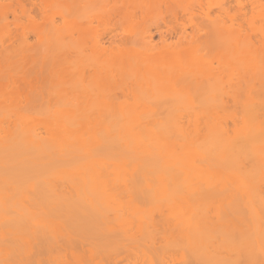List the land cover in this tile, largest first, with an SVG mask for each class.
Returning a JSON list of instances; mask_svg holds the SVG:
<instances>
[{
    "label": "rangeland",
    "instance_id": "rangeland-1",
    "mask_svg": "<svg viewBox=\"0 0 264 264\" xmlns=\"http://www.w3.org/2000/svg\"><path fill=\"white\" fill-rule=\"evenodd\" d=\"M27 1H30L31 4ZM27 1L26 0H19V1H17V0H0V16H2V18H1L2 20H0L1 22L4 21L3 16H6L8 18V20L10 21V19L12 20V17H14V14H16V13L20 14L19 11L20 12H21V10L23 11L24 8H26L24 10L26 12L28 7L30 8L28 10V12H30V13L27 17L28 18L31 17V19L30 18L28 19V18H26V15L23 17L20 14L21 17H19L16 14V16H18V18H19V21H17L18 18L17 19L15 18V20H16V21H14V22H16L15 23V25H16L15 30L13 29L14 27H12L14 25L13 23L9 24L10 28H8V26H7L8 30L10 29L9 33H8V31H4V28L6 27L7 24H5L4 22L0 23V53H1L0 58L3 59V60L1 59V61H3L2 63L0 61V144H3V146L6 144L5 141L6 142L8 141V140H6L9 137L8 135L11 134L12 128L14 129V127H15V124H14V126L11 125L15 121V120L12 121L14 119L13 116L16 119L17 118L19 119L18 121L16 120L17 122H15L16 127L18 126V129L22 128V130H23V128H25L28 131L29 129L31 130L32 128H34V129H32V131L36 132L39 130L36 133L40 137H42L41 139H44V137L47 136L48 134H45L46 133L44 131L45 128H43V127L47 126V127L51 128L50 125L54 124L53 121H55L56 123L60 124L59 127L65 126V128L67 129L65 131V133H67V131L70 132V128H69L70 125H71L70 127L74 126V128H75V125H77L76 123L79 122L78 121L79 117H77V116L82 114L83 117H84V115H86L85 118L87 119L88 122L83 121L84 124H81L82 123V121H81L80 122L81 127H82V125L84 127L80 128V126L79 127L77 126L78 128H80L79 130H78V128L77 129L75 128L76 130L74 128L71 129V131H73V129H74L76 136L73 135L74 132L69 133V135L66 134V136L73 135L75 137V138L73 137L74 139H72L71 136L68 139L65 137L67 139V142H69L71 144V150L76 151V152L81 151L83 149L81 144H83V143H84V148L87 145L90 146V143L93 144V147H94L95 144L97 145L100 142H104L103 145L105 146L106 145L105 143H107V141L109 139V138L107 139V135L109 133L108 129L109 128L111 129V127L113 126V121H114V123L117 122V120H114V118L110 119V117L112 118V115H111L112 110H110V107H112L113 105L114 106L116 105V108L117 107L120 108V110H119V108H117L118 110L116 108H113V109H116L118 111V113H117V111L114 110L115 112L113 111V114L117 113V116H118L120 114L119 111H121V113L123 114V115H121L122 117H120V118L118 117L119 118V120H118L119 124H121V125L124 124L123 126L126 125V122L127 123L130 122V124L135 123V124H132L133 125L132 127H134L137 124L138 125L142 124V123L145 124L148 121V124H146V127L148 126V129H149V127L151 128L149 130H151L150 133L152 132L153 135L148 133L149 130L145 127V125L143 127H145V129L148 130L146 133L147 134L146 136H148V139H149V141H147V142L149 143L148 148H150V149L152 148L154 143H155L154 146L158 145V143H159V144H161L160 145L161 146L160 151H161V149H162L161 152H163V150H165L164 147L162 148V146L166 144V142H164V140H167V138L164 139L166 137V135L163 138L164 140L161 139V140H163V143L161 140L158 141V143H157L154 141L155 139L153 138L154 133L156 132L153 130V128H154L153 122L157 123L158 117H159L158 121H160L162 119L161 122H159L160 124L163 121L164 122L169 121L171 123L170 119H172V118L177 119V115H178V117L180 116L179 113L181 114V116L184 114V112H185V114L188 113V115L193 113L191 116L190 115L188 116V119L186 116L187 114L185 115V117L182 116L179 118H182L181 119L182 122L186 121V119H187V121L190 120L189 121L190 126L188 125L187 129H189V131L193 133V134L191 133L190 136L191 137L193 136L192 138L196 139V140L194 142V140L192 139L193 143H194L193 145H190V143L192 142V140H190V138H189V140L191 142L189 143V145H188V142H189L188 139H186V141L184 142V140H183L184 138L183 139L181 138V140L185 144H183V142L180 140L178 141L176 136L181 132L179 129H178L179 131L177 129H175L176 128L175 125H177L179 123V120H178L179 118L177 119L178 121L176 119L172 120L173 123L175 124L174 128L172 130H170V128H168L167 126H165V128L167 127L168 130H170V132L172 131L173 133L178 132V134L177 133L173 134L171 132L172 135L170 134V136L172 137V140H174L175 143L172 144L173 141H170L171 143L170 142L167 143L169 145H166L165 147L171 146L173 149L170 147L171 149L169 150L167 147L166 151L168 150L170 152L167 151L168 153L167 152L166 153L163 152V153H164V155H166V154L169 155V156L166 155L168 158H170L171 155H173V157L171 159H168L165 156L162 157V159H165L164 160L165 162L159 160L160 162H162V164L160 166L161 168L159 171L158 170L157 171L152 170L153 172L152 171L149 173L147 172L148 174H147V176H145L146 178H144V179H143V177L145 174L143 175V177H142V175H139V177H142L141 179H135L134 178V180L136 182L135 186L131 185L133 180L128 185L127 184L125 185V182L128 181L129 179H127L128 175H126L127 176L126 177L125 174H123V173L125 171H129L131 169L129 165H125L123 168H119L117 170V172L114 173V171L111 167V164H110L111 156L109 153L110 152L109 148H108L109 146L107 147V145H109L108 144L109 141H108L106 147H104L101 143H100L101 145L99 144L100 146H98V148H100L101 150L103 149L102 151L99 149V152L100 151L101 152L99 153V157L97 156V159H96L97 163L94 162V164L96 163L95 164L96 172H97V169H98V172L97 173L95 172L96 177L92 176L94 179H91L92 177L88 176L90 178L89 179L90 181L88 179H86L87 177L82 178V180L78 179L81 181H78L77 179L74 178V176L75 177L80 176V178H81L82 175L80 173L78 175L79 171L77 172V170H79V168L81 169L82 167L83 168L81 170H85L86 168H88L90 163H91L88 161H86V162H88L89 165L84 162V163H82L84 166H82V164H81L80 167H78V169L74 168L73 171H72V169H71V171H70V169L67 170L68 167H64L61 164H59L60 166H58V163H56V165H55V163H53V166L55 165L57 170H58V172L56 171V173H55V170L53 168H51L52 167L51 163H50L51 166L47 165L46 166L47 168L49 167L50 170H52V169L54 170L55 175L54 174L52 175V171L49 172L50 170H48V169H47L48 172H47V170H45V172L43 173L44 175L43 174L40 175L41 177L43 176L42 177L43 180L41 181L40 185L42 184L43 186H45V189H43L42 192L39 190L38 193L40 192L41 194H44V195H40V193L39 194L34 193L35 196H33L32 194L34 192L33 191L34 188H31L32 187L31 185H33V184L32 183L30 184L29 182H27L28 180L23 179L25 184L26 183L28 185L30 184L31 187L28 186V189L31 188L33 192L30 191V189L27 190V188H26L27 186L25 187V191L28 194L30 193L29 195L36 198V200L32 201L34 206L31 203L32 197L31 198L29 197L31 205L28 204L29 202L25 198V197L28 198V196H29L27 193H26V195H27L26 196L25 193L18 195L22 191H20L17 195H16L17 192H15V191H14L15 193L13 192L14 188H16V187H14V185L16 183L15 178L10 179V181L12 180L11 182L15 181V183L13 182L14 185H11V183L5 184V185L3 183H1V185L3 184L4 187H0V190H2V188L6 187L7 191H6V189H4L5 191L4 190L3 191H4V193L9 192L10 196L7 194V195H5L7 199H4L5 196L3 197V194H2L3 192L2 193L0 192L2 194V197H3L2 198L0 196V199L2 198L0 200V204H1V202L2 203L7 202L8 203L7 206H6V204L1 205V206H6V207H4V209L5 208L9 209V213L11 215V216H9V213H7V215H4L3 212H5V210H3V212H2V210L0 208V210H1L0 211V237H1V239L3 237L8 236V234H6V232L8 233L11 231V230H9V228L12 226V224L6 223V222H8L6 220H8V219L10 220V218L12 220L11 222L15 221L16 223H18V225L15 224V222L13 224H15V226L16 225L18 226L17 231H18V229H20L23 232L20 234V236H22L23 238H21V239L26 241V242H30L34 239V238H32V236L30 238L31 233H35L37 231L42 232L43 230H47L46 233L47 232L50 233V231H53L54 233L53 232H51V233H52V235H54L55 240L58 239L59 236L64 235V237H65L67 234H68V236L74 235L75 238L79 239L80 237L77 236L74 232H73L74 234L73 233L71 234V232L69 230L71 227H69V229L67 228L70 233H65L64 230L63 231L61 230V228L63 229V227H60L62 225V224L60 225V223L63 222V221H60V219L62 216L64 218V214L66 215L67 210L69 211L70 207L68 208V207H65L63 205V210H62L63 212H61L62 207L59 205L60 203L58 202V200H55L56 201L55 203H56V206L58 207V209L55 205H53L54 202L53 203L51 202L52 199L56 198L55 197L56 194H60V190L57 189V187L62 186V185H60V183L62 181H64V183H62V184H64L63 186L65 187V188L62 187L63 188L62 192H64V190H65L64 194L67 193L66 190H68V192H69L73 189V187L75 189V190L73 189L74 191L80 192L83 195L86 192H87V195H88V192H92V191L95 192L96 191V194H97V192H99L98 193L99 195H97L99 197H97L96 194H94V196H96V199L99 198L98 201L101 202V203L100 202L98 203V201H97V203L99 204L98 207L106 208V209L109 208L112 210V212H110L112 214H110L109 211L108 212L104 211L105 214L106 213L110 214L109 216H107V215L106 216L110 217L109 220L112 221V223L107 224L106 229L108 227H109L108 229L111 231L112 230L117 231L119 229V231L121 232V236H122V233L125 231L124 232L125 235H127V237L130 238L129 240L132 241V243H133L131 245H133V247L135 246L134 248L133 247L131 248L132 250H134V252H132L129 249V251H131L130 253H133L134 255L131 254V256H129L130 258L127 257V259H125L126 257H122L126 260L125 263H127V260L129 259L130 261L129 260L128 261L131 262V263L128 262L129 264H189L188 262H190L189 259L191 257L190 254H192L194 252L192 250H190V251L187 250L186 249L187 247H184L185 249H182L183 248L182 245H179V244H181L183 242L181 241L179 243L178 239H180L181 237L184 238L185 236L183 237L182 233L184 234L186 231L191 232V229H192V232H195V234H197V237H198L199 233L202 230L204 231L203 227H201V226H203L201 223H204V225H205V222L207 223V220L210 217L212 219H215V220H217V218H219V220H217V221H220L222 224H225V226L228 227V228L226 227L227 229H230L229 228V225H230L232 227V229L236 228L237 231H239L238 229H242V230H240L241 232L244 229L243 227H245V226H243L242 221H246L244 223L246 225H247V223H250L249 225L246 226V228H247V231L249 230V232H250L249 236H252V238H255V240L257 238L255 237L256 233L254 231H255V229L258 230L259 226H258V228L257 227L255 228L254 226H255V223L257 224L256 221H258V219L261 218L262 222H260V224L258 223L257 225H260L261 229L260 228L259 229L261 230L262 235H263V236L262 235H259V236L261 238L264 237V127H262L264 125V123L262 125H260L261 126L260 127L259 125L256 124V122L254 120V115L256 113L264 112L261 110L264 107H262V105L260 104V102L264 104V0H258L259 2L257 0H255V1L251 0L252 1V2L250 1L251 3L255 2L254 5H256V6L255 7H254V5L252 6L254 9L251 8L249 0H241L242 2H244L243 7H242V15L243 16H224V17H222L223 19L218 17L221 19L220 21H217V20H219L218 18H217V20H215L217 16H207V17H205V16H182V17L177 16L178 18L177 19L175 18L177 20L176 21L175 19L172 20L174 18L172 16H171L172 18L170 16H153L154 15V14H152L153 12L152 13L149 12L148 16H79V18H78V16H76V19L73 18L75 21L74 24L70 25V28L72 30L71 36H69V33L66 31V23L65 22H66L67 18L65 16H64L65 17L64 19L62 16H49L51 14L53 8H55L58 12H62V10H64V7L66 6L65 5L66 0H63V1L57 0L58 3L56 2V5H53L51 0H27ZM31 1L33 2V4ZM78 1L76 4H78ZM137 1H139V0H137ZM158 1H160L162 3L163 0L162 1L158 0ZM164 1H166V0H164ZM194 1H195V3L197 2V0H193V2ZM208 1H210L209 5H211V4L214 5L217 0H208ZM74 2H76V0ZM134 2H135V0H134ZM171 2L174 3L173 5L180 4L179 8H181L180 7L181 5H183L182 8H185L184 6L188 7V5H190L192 3V0H190L191 3L188 1V3H190L188 5H187V2H185V1H183V3H185V5L179 0L169 1L170 4H172ZM202 2H204V1H202ZM245 2H247V3H245ZM135 3H137V2H135ZM204 3L206 4L207 2H204ZM79 4H83V0L81 3L79 2ZM162 4H161V6L163 7ZM191 5H193V4H191ZM32 6H33V8H31ZM34 6H35V8H34ZM250 9H253L254 11L250 10ZM7 18H5V21H7ZM182 18H183V20H181ZM163 19H164V24H163ZM9 21H8V23H10ZM52 22L54 25L52 24ZM3 24H5V25H3ZM48 24L49 25L51 24L50 27L53 26L52 27L53 29L50 30V27L48 26ZM210 24L212 26H210ZM213 24H215V25L224 24L223 26L226 29V32L224 33L225 35L223 36V41H225L224 50L222 48L219 50L214 49L216 47H213V44H212V46H210V44H211L210 42H209V44H207L209 41L208 34H210L209 32L212 31L213 30L212 28L215 27V25H213ZM17 26H18V28H17ZM178 26L180 27L181 31H180V29H178ZM54 27L55 28L57 27V28L55 29ZM108 27L111 28L110 35L114 34L116 36L118 34L116 36L118 38H120L121 36L122 37L125 36L126 38H131V37L136 38V36H140V35L142 36V34L148 33L147 32L148 30L150 31V33L155 32L156 30L161 31V32H163L162 33L163 35L165 34L164 38H166V41L168 40L167 43L169 42L170 44L171 43H173V44H171L172 45L171 47L162 46V44L160 42L161 37H160L159 33L158 34L155 33L152 37L151 42H150V43L155 44V45L152 44L153 45L152 50L146 51L147 48H145V50H143L144 48H141V47H140L141 51L137 50V49H139V47L123 50L122 48L120 49V46H119L120 51L118 50V47H116L117 51H115L116 50V48H115L114 55L108 57L105 61L97 64L96 62L98 60L96 58V54L93 53V52H95V46H94V44L92 45V42H93L92 40L94 39V41H95L98 34L103 32L104 28L107 29ZM171 31H175V32L173 33ZM184 31H185V33H184ZM181 32H183V33H181ZM205 32H207L206 35H205ZM96 33H98V34L96 35ZM180 33L182 34V36L180 35ZM10 34L11 35L13 34V36H11ZM183 34H185V35H183ZM7 35H10V36H7ZM178 35L181 36L180 37L181 39L179 40L180 43L176 44V40H178L177 39ZM94 36H95V38H93ZM206 36L208 37L207 42L205 40ZM225 37H226V39L224 40ZM71 39L74 42H70ZM162 39L163 38H161V40ZM75 41H76V43H75ZM90 41H92V42H90ZM172 41H174V42H172ZM68 42H70V43H68ZM82 42H83L84 46L86 45L84 52L86 54H89V55L91 54L89 57H87L88 55L86 56V54H85V57L88 58V61H94V64L96 63L97 65H93V66L89 65L90 66L89 67L87 64H85V65L82 64V61H81L80 67L81 66H83V67H81L79 71L82 73L83 77L82 76L80 77V74H78V73H80V72H78L79 68L75 69V68H77V65L75 64V62L78 64V67H79V63H80L81 58L78 61V59H75L76 57L75 58L73 57L74 62L73 61L72 62L74 65L73 64H71V65L73 67L75 66V68L73 70L74 73L71 76H69L68 75L69 69H67V66H68L67 63L68 62H65L66 61L65 60V57H66L65 54L67 52L66 50L68 47H70L69 44L71 45V43H74V45H76V47L80 46V48H81ZM90 43L93 46L92 49L87 46V45H90ZM84 46H82V47L84 48ZM71 47H73V46H71ZM74 48H75V46H74ZM1 50H3V51H1ZM68 50H69V48H68ZM142 50L144 52H142ZM4 51L5 52L7 51L8 53H4ZM75 51H73V53ZM82 51H83V49H82ZM13 52H15V53H13ZM3 53L6 54L7 57H9L10 54L12 56V54H13L12 59L13 58L14 59L10 60L11 56L9 57V59L8 58L6 59V57H5L6 55L4 56ZM69 53H72V51ZM67 55H68V53H67ZM85 57L82 56V60L85 59ZM86 59L84 60L83 63L87 62ZM90 64H92V62H90ZM70 71H71V69H70ZM78 79H79V81H81L83 79L82 83H80L78 81ZM111 79H114V80L111 81ZM78 83L82 84V86L80 85L82 90H80L81 88L80 89L78 88L80 91L77 89V86L79 87ZM74 84H76V85L78 84V85L76 86ZM69 85H74V89H73L72 94L74 97L75 96L77 97V99H76V97L74 98V99H76V101L73 99V104L75 103L74 105L79 104L81 102L80 98L83 99L86 97V99H88L89 97H93L92 100H89L87 102L86 109H84V112L82 110V113H79L81 108L79 110L77 109L79 114L76 112L77 111L76 109H75V111L71 112V110H74L75 107L73 109L71 108V110L69 109L70 111L67 110L69 108L68 107L69 102L67 101V97H69V98L71 97L70 94L68 93V90H69L68 86ZM135 85H136V87H134ZM216 87H218V89ZM216 90L220 91V92L218 91L219 92L218 95L223 90V92L220 94V96L224 97L223 99L221 98V100H220L217 98L218 96L216 94V92H217ZM67 94H69V96H67ZM113 95L116 97H114ZM113 97H114V99H113ZM71 98H73V97H71ZM217 100H218V102H217ZM77 101L79 103H76ZM218 103H220L219 104L220 106H221V104H223V108L220 110L221 114H220V116L218 115V118L226 116L225 121H227L226 123H224L222 125V127H224L223 129H222V127L219 128V126L217 125V122H214L216 124L211 123V121L213 122V120L219 121V120H215V117L217 115L215 116V114H214V112H218V114L220 113L219 110L216 111V109H218V107H219V105H217ZM259 106H261V107H259ZM162 109H163V111H161ZM197 109H199V110H197ZM89 110H92V111L89 112ZM155 110H156V112H152V113H154V114L158 113V114L152 115L151 111H155ZM109 111L111 114L109 113ZM166 111L168 113V115H167L168 118L165 116L167 114ZM191 111H193V112H191ZM163 112L165 113V115ZM169 112H177L178 114L177 113H176L177 115L173 114V117H171V114ZM141 113H142L141 117L140 116L138 117V115H140ZM144 114H145V116H144ZM133 115H135V116H133ZM136 115H137V117H136ZM146 115H148V116H146ZM158 115H160L162 118H160V116H158ZM174 115L176 116L175 118H174ZM232 115H233V117L235 116L237 118L234 120L235 124L232 123L234 121H232L229 118V116L232 117ZM241 115H243V116H241ZM250 115L252 116L253 121H252ZM151 116H153L154 120H151L152 119ZM59 117H60V119H59ZM75 117H77L78 119L76 120ZM88 117H89V119H88ZM130 117H132L134 122L132 121V119ZM85 118H83V120H86ZM115 118L118 119L116 116H115ZM144 118L145 119L148 118V120H145L146 122L145 121L143 122L142 120H144ZM130 119H131V121H130ZM165 119H167V120H165ZM59 120H62V121H59ZM81 120H82V118H81ZM151 121L153 124H151ZM169 122H167V125H169ZM175 122H178V123H175ZM186 122H184V123H186ZM149 123L152 125V127L150 126ZM109 124H110V126L111 125L112 126L110 127ZM160 124H159V127H162L161 125H163V124H161V125ZM55 125H57V124H55ZM55 125H53V126H55ZM116 125H118V124H116ZM165 125H166V123H165ZM170 126H171V128L173 127L172 125H170ZM216 126H218L219 129L216 128ZM56 127H58V126H56ZM155 127L158 128L157 126H155ZM156 128H154V129H156ZM167 128H166V132H169L167 130ZM259 128H261V129H259ZM25 129H24L23 133L26 131ZM182 129L187 130V129H185V127ZM53 130H57V128L53 129ZM60 130L61 129L59 128L58 129V137H56L55 135L53 137V138L56 137L55 139H53L54 144H55V142H56V144L57 143L63 144V142H66V139H62L63 135L65 136V133H63L62 131L60 132ZM163 130H165V129H163ZM184 130H181L183 132L181 134H184V132H185ZM223 130H226V134H227V135L225 134V136L223 135L225 137V139L227 140L224 142H227V143L230 142V141H228V137L230 140L233 139V137H235L236 139L235 138L234 139L237 140L239 142V144H240V141L242 139L244 140V138L248 139L246 141V143L247 142L250 143V146L245 143L246 145L245 144L243 145L244 148L242 147V144H241L240 148H242V150L243 149L245 150V151L243 150V152H241L242 150L240 148L237 149V150H241L240 152L235 151L233 149V146H235V144L238 145V143H236V141L234 142L235 144L232 143L233 146L231 147L234 151L232 149H230L229 148L230 146L228 145L227 148H229L228 150H230L229 152H231V153L229 154V152H228L227 159L230 158V159L234 160L237 158V161L235 160V162L238 163L239 160H240V162L242 161L241 159H243V155L244 156L247 155L246 157H250V158L252 156L253 157L257 156L255 158L252 157L253 160L256 161L257 165H258L257 162H259L261 160L260 161L261 163H259L262 166L261 169L258 168L257 172L253 171V169H252V171L248 172L249 174L247 173L248 176L249 175L250 176L246 180H243V177H240L239 175L236 176L237 174L235 175V173L233 174V172H234L233 170H232L233 172L231 173V170L229 171L223 167H221V169L219 168V170L210 169V166L208 163V155H210L209 152L211 151L212 148H213L212 150L215 149L217 142L221 143V146L223 145L222 140H219V141L215 140V137L217 136V138H218V135L220 136L219 139H221L222 136L220 134H224ZM14 131L16 132L17 128ZM21 131H18V132L20 133ZM27 131L25 132L26 134L24 133V135H22L23 133L21 132V135L19 134L17 136H22V137L25 136L24 139L25 138L27 139L31 136V133H32L31 131H29V132H27ZM79 131L82 133V138H81V136L78 137L81 140L78 139L79 142L78 141L75 142V139H77L78 134L81 135V133ZM86 131L88 132V134L86 133ZM93 131H95V133ZM160 131H162V130H160ZM189 131L185 132L186 135ZM76 132H79V133L77 134ZM209 132H211V136H210ZM59 133H61L60 136H62V137L59 136ZM89 133L91 134V136H88ZM12 134H14V133H12ZM174 135H176V136H174ZM186 135L185 136L182 135V136L186 138ZM151 136L153 139H150ZM157 136L160 137L159 132H158ZM161 136H163V135L161 134ZM182 136H180V137H182ZM10 137H11V135H10ZM13 137H15V136H13ZM19 139H21V137ZM24 139L23 138L21 139L23 143L25 141H27ZM106 139H107V141H105ZM71 140H74V142H72ZM157 140H159V139H157ZM176 140L178 143L176 142ZM243 140H242V142H243ZM1 141H2V143H1ZM84 141L87 142V144ZM144 141L146 142L145 139H144ZM215 141H216V143H215ZM232 141L233 140H231V142ZM92 142H95V143H92ZM180 142H182V143H180ZM26 143H24L25 146H26ZM146 143L143 142V146L145 147V150L149 151L150 149H148L147 146L144 145ZM227 143H224L225 146L227 145ZM214 144H216V145H214ZM178 145H184V147L186 146L187 149H185L182 146H178ZM101 146L104 148H101ZM218 146H217V149L219 148ZM225 146L221 147L222 151H220L221 149H218L220 151V153L219 152L216 153V154H218L217 158L219 157V155L222 158L226 157L225 156L226 155V152H225L226 149L224 150ZM77 147H79L80 149H78ZM178 147H182V148L178 149ZM107 148H108V150H107ZM236 148H237V146H236ZM176 149H178V151ZM175 150L177 152H174ZM182 150H184L183 153H181V155H183L182 158H176L177 156L174 157L177 154L179 155ZM24 151L26 152V150H24ZM24 151H23V153H25ZM171 151H173V152L171 153ZM170 153H171V155H170ZM241 156H242V158H241ZM122 157L124 160L127 159V155H125V154H123ZM179 157H181V156H179ZM215 158H216V156H215ZM175 159H178L177 162H181L182 164L185 165L186 169H187V167H188V169L186 170L184 168V166H179L178 165L179 163L177 164ZM27 161H28V164L31 165L30 162H32V161H30V160H27ZM159 161H156V162H158V165L160 163ZM216 161H219V163L223 164V162H225L226 160L222 162L221 160L217 159ZM229 161L231 162V160H229ZM24 162L27 163L26 161H24ZM23 163L22 164L20 163L21 164L20 168H22V170H24V168L22 167V165H23L25 167V169H27L28 166H25ZM175 163L177 164V166ZM28 164H26V165H28ZM94 164L91 163V165H93V166H94ZM167 164L168 165L174 164L177 168L182 167L181 169H184L185 174L180 173L182 176L179 177L178 179L176 177H175L176 179H168L164 175L165 171H166L164 166H166L168 168ZM182 164H180V165H182ZM256 164H255V166H256ZM16 165H13V166H15V167H13L14 169L17 168ZM86 165H88V166H86ZM55 166H54V168H55ZM18 167H19V164H18ZM58 167H60V168H58ZM89 168H88V170H89ZM156 168L158 169V167H156ZM177 168H175V170ZM150 169H152V168H150ZM169 169H170V167H169ZM59 170H62V171H59ZM162 170L164 171V174H163V172H161ZM66 171H67V173L63 174V172L65 173ZM90 171H91V168H90ZM86 172H89V171H86ZM67 174H71L69 176H71L70 178H72L71 180H73V181L69 182L70 178ZM86 174H88V173H86ZM92 175H94V174H92ZM122 175L124 176V178ZM85 176H87V175H85ZM119 176H122V177H119ZM174 176H176V175H174ZM45 177L47 178L46 181L48 179L50 180V181H48L49 183L44 181ZM67 177L69 179H67ZM164 177H166L167 179L166 178L164 179ZM239 177H240V179H239ZM114 178H117V179L119 178V180H116V179L114 180ZM66 179L68 182L66 181ZM123 179H127V180H123ZM31 180L32 181H30V182L35 181L34 179H31ZM86 180H88V182H86ZM91 180H93V181H91ZM18 181H20V180H17V183H19ZM22 181L20 183H22ZM75 181H78V183L76 182V184H75L74 183ZM113 181L115 182V185L112 184ZM24 183H22V184H24ZM22 184H21V187L25 185V184L24 185H22ZM37 184H39V183L36 182L34 185H36V187H37ZM42 185L40 186L41 188H42ZM17 186H18L17 188L21 189V187H19L20 184L19 185L17 184ZM209 186L213 187L212 189H209V191L211 190L210 192L207 191ZM255 186L256 187L258 186L259 189H261V192L263 195V198H262L263 201L262 202H261L262 199H260V200L258 199V201L256 202V200L253 199L255 197L251 196L254 194L253 193L254 191L252 189H253V187L255 189L256 188ZM7 187L8 188L10 187L9 190H11V189H13V190L9 191ZM78 189H79V191H78ZM212 190H214L213 193H216V195L214 194L215 196L214 197L212 196L211 199L208 200L209 197L207 198L206 194H207V192L211 193ZM255 190H257V189H255ZM28 191H30V192H28ZM12 192L15 195L10 194ZM77 192H73V193L69 192V193L72 195V198L75 196V199L77 200V198H78L77 196H79V194ZM217 193L218 194L220 193L219 196H221L222 193L224 195H222L220 198L217 195ZM249 193H252V194H249ZM45 194H48V195H45ZM91 194L92 193H89V195H91ZM140 194H143V196ZM227 194H229V195H227ZM243 194L246 195V197ZM89 195H88V197L85 196L86 200H85L84 204L86 203V201H88L87 198L91 199L92 196L90 197ZM216 196H218V197H216ZM66 198H67V200L66 199H64V200L69 201L68 197H66ZM69 198H70V195H69ZM72 198H71V200H72ZM79 198H81V196H79ZM100 198H102V199L100 200ZM57 199H59V198H57ZM75 199H73L72 202H76V203L71 204V205L74 207L75 204L77 205V203L78 204L80 203L79 206L77 205L78 207H80L81 200H80V202H77V201H74ZM82 199L84 200L83 197H82ZM93 199H95V198H93ZM34 202H36L35 203L36 205L34 204ZM60 202L63 203V201H61V200H60ZM69 203H68V205H69ZM65 204L67 205V203H65ZM82 204H83V202H82ZM27 205L30 208H28ZM48 205L49 206L53 205V207L54 206L55 207L54 208L52 207L53 209H51L50 208L51 206L48 207ZM237 205H239L240 207L242 206L241 208H244L245 211L240 210V212H239L238 210L240 209V207H239V209L237 208L238 209L237 211L239 213H241V211H242L243 215H241V216H243V217H240L239 219L237 218L238 219L237 221H236V218H233L234 219V221H233V219H229L230 218L229 215H232V214H230L229 208H232V206L236 207ZM25 208L27 211H24ZM49 208H50V211L55 210V208H56L55 211L57 212V210H58L57 214L59 213V216L62 214L61 217H59L57 215L54 216V214H56L55 211H54L55 212L54 214H53V211H51L52 213L47 211ZM66 208H68V209L66 210ZM28 209L30 210V212H28ZM257 209L259 210V214L261 217L256 219V216L258 213ZM14 210L15 211L17 210L19 216L17 215V212H15ZM72 210H73V208H72ZM235 210H236V208H235ZM74 211H72L71 213H74ZM98 211H99V209H98ZM195 212L199 213V214L196 213L197 214L196 217H198L200 215L202 217V215L204 214L203 219H202L203 222L201 221V223H197V227L199 228V225H200V228H202V230L198 229V230H201L200 232L197 231V228H195L194 231H193L194 228H192V226L195 224V220H193ZM231 212H233V211H231ZM246 212H250L251 214L250 213L249 214L251 216L256 212V216H254V219H256V220L254 221L251 216H250L251 220L246 219V217H249V215L244 217V214L245 215L248 214V213L246 214ZM235 213L237 214V212H235ZM239 213L236 216H239ZM45 214L48 216L46 217ZM68 214H69V212H68ZM74 214H77V213H74ZM99 214H100V211H99ZM49 215H51L52 217ZM95 215H96V213H95ZM192 215H193V217H192L193 219L190 218ZM207 215L210 217H208ZM7 217H8V219H7ZM223 217H225V218H223ZM199 219H200V217H199ZM210 219H209V223H211L210 221H212V219L211 220ZM228 219L231 220L232 222L229 223V221H227ZM191 220H193L194 224L190 223V222H192ZM240 220H242L241 221L242 222L241 223L242 228H241V226H239ZM149 221H151V223L154 222L153 223L154 225L150 224ZM252 221H254V222L252 223ZM58 222H60V223H58ZM148 222L150 225L147 224ZM157 222L159 223V226L155 225V224H158ZM220 222H219V224L218 223L215 224L214 220H213L212 224H215L216 227H218L221 224ZM162 223H163V227H162ZM8 224H10L11 226ZM146 224L148 225L147 228H149V226H150L151 230L146 228ZM190 224H193V225L190 226ZM231 224H235L234 227ZM252 224H254V225H252ZM175 225H177L176 231L174 230V232H173V230L170 228L169 229L167 228V230H169V231L166 230L167 226L168 227H174ZM215 225H213V226L215 227ZM186 226H187V228H186ZM194 226H196V224ZM206 226L208 228L209 225L206 224ZM237 226H239V228H237ZM13 227H14V225H13ZM152 227H153V229H152ZM161 227L163 229L165 228V230H163ZM210 227H212L211 224H210ZM180 228L182 230L184 228L186 231L184 230V232H182L180 230ZM220 228L221 227L219 226L218 229H220ZM40 229L42 231H40ZM174 229H175V227H174ZM177 229L179 231H177ZM232 229L228 230L231 232V233L228 232L229 236H232V234L234 233V229H233V231H232ZM245 229H244V231H246ZM221 230H218L217 233H219ZM223 230H225V228ZM212 232H213V235L216 234L215 238H213L214 236L211 235L212 236L211 239L212 240L214 239V241H215L218 234L215 231H212ZM258 232H260V231L258 230L257 233ZM245 233H248V232H245ZM5 234H6V236H5ZM90 234L92 235L95 233L90 232ZM201 234H202V232H201ZM88 235H89V233L86 234V238H85L86 241L88 242V243L86 242L87 244H89V242H90L88 240L89 239ZM179 235H182V236L179 237ZM185 235L188 236L187 233H185ZM205 235L202 234L203 237ZM245 235H247V234H245ZM34 236H36V235H33V237ZM49 236H50V234H49ZM84 236H85V233H84ZM202 236L200 235L201 239H203ZM224 236H225V238L222 237V234H221L220 238H222V239H220L219 237L217 239H219V240L224 239V241H227L228 235L227 236L224 235ZM64 237H61V239L63 240ZM93 237H96V236H93ZM189 237H191V236H189ZM192 237L194 238L195 235ZM200 237L197 238L198 241L201 240V239H199ZM69 238L74 240L72 237H69ZM82 238L83 237H81V239ZM98 238H100V237H98ZM118 238H120V237H118ZM195 239H196V237H195ZM209 239H208V241L212 242V240H209ZM258 239H257V242H258L257 244L259 245V241L261 242L264 239L262 238L263 240L260 239L259 241H258ZM53 240L54 239H51V241H53ZM62 240H56V241L59 242ZM90 240H91V242L92 241H94V242L99 241V239H94V238H90ZM123 240H124V238H123ZM125 240H126V238H125ZM127 240H126V242H127ZM190 240H191V238H190ZM204 240H205V238H204ZM183 241H185V240L183 239ZM186 241H188V240H186ZM191 241H193V240H191ZM216 241H218V240H216ZM224 241H223V244H225ZM228 241H229V239H228ZM228 241H227V243H228ZM201 242H203V241H201ZM215 243L219 244V247H221V249H223L222 248L223 245L220 246V243H217V242H215ZM253 243L254 242L252 240V244ZM262 243H264V241L261 242V245H262ZM192 244L193 243H191V245ZM211 244H208V245H211ZM252 244L250 243L249 246H251ZM257 244H256V246L255 245L254 246L257 247L258 246ZM149 245H152V246H150L151 249L156 248L158 252L160 251V253L162 250L163 251L165 250V252L162 251L163 254L166 253L168 250L169 252H167V253H169V254H167V253H166V255L164 254L165 256L162 258L163 259V261H162V259H161L162 254L160 255V257H157L156 254L159 255V253L157 251L154 252L152 249V252H154V254H152L153 257L155 255V258H153L150 255L151 250L149 251V248H150V247H148ZM203 245H205V243H203ZM203 245L201 244L200 246H203ZM129 246H130V244H129ZM77 247H79V245H77ZM179 247H181L182 250ZM261 247H262V249H261ZM261 247L259 248V246H258L257 247L258 250H256V248L254 249L255 252L259 251L260 253L258 254L256 252L257 253V255H256L257 259L254 258V259H256V261L252 259L253 261H255L254 263L252 261L251 262L252 264H264V247L263 246H261ZM69 248L71 250L66 249L68 251L65 250L66 251L65 253L62 251L64 253L63 257H62V253H60V250H58L57 252H59V253H57V254L52 251L53 257L51 255V253H49V254L47 253L48 255H44L45 257H42V260L41 259L40 260L41 261L44 260L43 262H44V264H46L47 262H45V261H46L47 257L50 256V258H48V264H106L105 261H103L102 263L97 262L98 259H95L93 263H92V261L86 260L87 259V257H86L87 250L84 249V247L83 248L79 247L80 250L83 249V252L79 251V248H75L76 250H74V248H71V247H69ZM202 248H204V251L206 250L204 246ZM202 248H199L200 252L202 251L201 250ZM207 248H208V246H207ZM209 248L213 250V247L211 248L209 246ZM217 248L218 247H216L215 249H217ZM248 248L246 247L245 249H248ZM26 249L28 252L25 250V252H26V253L24 252L25 255L30 254V252L32 250H34L32 248H29V249L26 248ZM156 249H154V250H156ZM158 249H160V250H158ZM170 249H171V251H170ZM197 249L195 251H197ZM85 250H86V252H85ZM188 251L191 253H189ZM220 251H222V250H220ZM135 254H138V255H135ZM217 254H218V252H217ZM248 254H250V253L248 252ZM134 256H135V258H134ZM248 256L251 257V255H248ZM159 258H160V261H159ZM246 259H248V257ZM246 259H244V260H246ZM123 260L119 261V262H122L120 264L124 263ZM43 262L42 263L40 262V263L43 264ZM95 262H97V263H95ZM119 262L116 264H119ZM247 262H248V260H247Z\"/></svg>",
    "mask_w": 264,
    "mask_h": 264
},
{
    "label": "bare ground",
    "instance_id": "bare-ground-1",
    "mask_svg": "<svg viewBox=\"0 0 264 264\" xmlns=\"http://www.w3.org/2000/svg\"><path fill=\"white\" fill-rule=\"evenodd\" d=\"M17 1H19V0H17ZM27 1V0H26ZM58 1H60V0H58ZM58 1L57 0H51V2L53 3V5H56V2L58 3ZM61 1H63V0H61ZM75 0H66V3H65V7H64V10H62V12H58L55 8H53L52 9V12H51V14L49 15V16H62L63 17V19L66 17L67 18V20H66V31L69 33V36H71V32H72V30H71V28H70V25L71 24H74V19L73 18H75L76 19V16H78V18H79V16H148V13L149 12H153L152 14H154L153 16H172V17H174L172 20H174L175 18L177 19L178 17L177 16H205V17H207V16H217L216 17V19L215 20H217V18L218 17H220V18H222V17H224V16H243L242 15V7H243V3L244 2H242L241 0H217L216 1V3L214 4V5H209L210 4V1H208V0H197V2L195 3V1L193 2V0H192V3L190 2V0H188L191 4H193V5H191L190 3H188V1L187 0H183V1H185V2H187V5L188 4H190V5H188V7L187 6H184L185 8H182V6L183 5H181L180 7L181 8H179V5L180 4H178V5H173L174 3L173 2H171L172 4H170L169 3V1H172V0H166V1H162V3L160 2V1H158V0H139V1H137V0H135V2H137V3H135L134 2V0H83V4H79V2L81 3L82 2V0H76V2H74ZM77 1H78V4H76L77 3ZM173 1H176V0H173ZM179 1H181L182 3H183V1L182 0H179ZM202 1H204V2H207L206 4L204 3V2H202ZM251 0H249V3H250V6H251V8H253L252 6L255 4V2H253V3H251L252 1H255V0H252L251 2H250ZM258 1V0H257ZM27 2H29L30 3V1H27ZM32 2V1H31ZM180 2V3H181ZM259 2V1H258ZM20 3V2H19ZM163 5V7L161 6V4ZM181 3V4H182ZM195 3V4H194ZM245 3H247V2H245ZM31 4V3H30ZM32 4H33V2H32ZM177 4V3H176ZM184 5H185V3H183ZM64 6V5H63ZM256 5H254V7H255ZM19 7V6H18ZM22 7V6H21ZM177 7V8H176ZM187 7V8H186ZM31 8H33V6L31 7ZM34 8H35V6H34ZM26 8H24V10H25ZM30 8L28 7L27 8V10H26V12L23 10H21V12L19 11V13L21 14V16H25L26 15V18H28L27 16L29 15V13L30 12H28V10H29ZM254 9V8H253ZM253 9H250V10H253ZM20 10V9H19ZM254 11V10H253ZM12 12V11H11ZM25 12V13H24ZM28 12V13H27ZM17 14V13H16ZM16 14H14V17H12V20L10 19V21L8 20V18L6 17V16H3V19H4V21H2V22H4L5 24H7L6 25V27L4 28V31H8V33H9V30H8V28H10L9 27V24H11V23H13L14 25L12 26V27H14L13 29L15 30V23L16 22H14V21H16L15 20V18L17 19L18 18V16L19 17H21L20 16V14H17L18 16H16ZM65 16V17H64ZM73 16V17H72ZM171 17V18H172ZM2 18V16H0V20H2L1 19ZM5 18H7V21H5ZM14 18V19H13ZM30 19H31V17H29ZM28 18V19H29ZM187 18V17H186ZM220 18H218L219 20H217V21H220L221 19ZM175 19V20H176ZM223 19V18H222ZM64 20V21H65ZM181 20H183V18L181 19ZM214 20V21H215ZM8 21L10 22V23H8ZM17 21H19V18L17 19ZM52 21V20H51ZM167 21V20H166ZM165 21V22H166ZM177 21V20H176ZM1 21H0V23H2ZM5 24H3V25H5ZM52 24H53V22H52ZM163 24H164V19H163ZM180 24V23H179ZM221 24V23H220ZM54 25V24H53ZM213 25H215V24H213ZM224 24H222V25H215V27L214 28H212L213 30L212 31H210L209 33L210 34H208V36H209V41H208V43L207 44H209V42L211 43L210 44V46H212V44H213V47H216V48H214V49H223L224 50V47H225V45H224V43H225V41H223V36L225 35L224 33L226 32V29H225V27L223 26ZM7 26H8V28H7ZM11 26V25H10ZM48 26L50 27L51 26V24L49 25L48 24ZM210 26H212L211 24H210ZM217 26V27H216ZM48 27V28H49ZM53 27V26H52ZM52 27H50V30L51 29H53ZM17 28H18V26H17ZM55 28V27H54ZM57 28V27H56ZM55 28V29H56ZM7 29V30H6ZM12 29V28H11ZM12 29V30H13ZM178 29H180V27L178 26ZM71 30V31H70ZM110 30H111V28L110 27H108L107 29H103V32H101V33H96V35L98 34V36L96 37V40L94 41V39L93 38H95V36L92 38L93 40V42L92 41H90V42H92V45L94 44V46H95V52H93V53H95L96 54V58H97V64H99L100 62H103V61H105L108 57H110V56H112V55H114V50H115V48L116 47H118V50L120 51V49L122 48L123 50L125 49H131V48H138L139 47V49H137V50H140L141 51V48H144L143 50H145V48H149L148 50L146 49V51H149V50H152L153 48V45H155L154 43H150L151 42V40H152V37H153V35L155 34V33H159V35H160V37L161 38H163L162 40H161V38H160V42H161V44H162V46H165V47H171L172 45L171 44H173V43H167V41H166V38H164V35L162 34L163 32H161V31H155V32H152V33H150V31L148 30L147 32L148 33H146V34H142V36L140 35V36H136V38L135 37H131V38H126L125 36H121L120 38H118V37H116L114 34L112 35H110ZM184 30V29H183ZM210 30V29H209ZM208 30V31H209ZM59 31V30H58ZM180 31H181V29H180ZM207 31V32H208ZM12 32V31H11ZM171 32H175V31H171ZM207 32H205V35L207 34ZM7 33V32H6ZM7 33V34H8ZM181 33H183V32H181ZM180 33V35L182 36V34ZM184 33H185V31H184ZM171 34V33H170ZM11 35V34H10ZM10 35H7V36H10ZM172 35V34H171ZM183 35H185V34H183ZM11 36H13V34L11 35ZM181 36H177V39L178 40H176V44L178 43H180V37ZM130 37V36H129ZM166 37V36H165ZM12 38V37H11ZM207 36H206V42H207ZM226 39V37L224 38V40ZM77 41V40H76ZM76 41H75V43H76ZM70 42H74L72 39H71V41ZM70 42H68V43H70ZM171 42V41H170ZM172 42H174V41H172ZM79 44V43H78ZM82 44H83V42H82ZM81 44V48H80V46H78V47H76V45H74V43H71V45L69 44V46L70 47H68L69 48V50H68V48H67V52H66V54H65V56L67 57H65V62H68L67 63V69H69L68 71H69V76H71L74 72H73V70H74V68H75V66L73 67L71 64H73V62H74V58L75 59H78V61H79V59L81 58V60H80V63H79V67H78V64L75 62V64L77 65V68H75V69H78V72H80L79 70H80V68L81 67H83V66H81L80 67V65H81V61H82V64H87L88 66L90 65V66H93V65H97L96 63L94 64V61H88V58L87 57H89L90 55L89 54H86L84 51V49L86 48L85 46H84V44L82 45ZM153 44V45H152ZM170 44V45H169ZM91 45V43H90V45H87L89 48H91L92 49V46ZM152 45V46H151ZM224 45V46H223ZM71 46H73V47H71ZM74 46H75V48H74ZM82 46H84V48L82 47ZM91 46V47H90ZM119 46H120V49H119ZM141 47V48H140ZM151 47V48H150ZM78 49V50H77ZM82 49H83V51H82ZM94 49V48H93ZM72 51V53H69V52H71ZM76 50V51H75ZM142 50V52H144ZM1 51H3V50H1ZM73 51H75L74 53H73ZM115 51H117V48H116V50ZM92 52V51H91ZM4 53H8L7 51L5 52L4 51ZM3 53V54H4ZM13 53H15V52H13ZM67 53H68V55H67ZM83 53V54H82ZM92 53V54H93ZM85 54H86V56L87 57H85ZM94 54V55H95ZM6 54H4V56H5ZM15 55V54H14ZM221 55V54H220ZM0 56H1V53H0ZM9 56V55H8ZM10 56H11V54H10ZM9 56V57H10ZM12 56H13V54H12ZM12 56H11V58H10V60L12 59ZM16 56V55H15ZM82 56H84L85 57V59H86V63H83L84 62V60L85 59H83L82 60ZM219 56V55H218ZM6 57V59L8 58L9 59V57H7V55L5 56ZM17 57V56H16ZM74 57V58H73ZM1 59L2 58H0V61H1ZM14 59V58H13ZM12 59V60H13ZM72 59V60H71ZM90 59V58H89ZM3 60V59H2ZM73 61V62H72ZM3 61H1V63H2ZM89 62V63H88ZM90 62H92V64H90ZM74 65V64H73ZM89 66V67H90ZM70 69H71V71H70ZM71 72V73H70ZM78 74H80V77L82 76L83 77V75H82V73L80 72V73H78ZM83 80V79H82ZM82 80L81 81H79V79H78V81L80 82V83H82ZM114 79H111V81H113ZM77 82V81H76ZM80 83H78L79 84V87L76 85V84H74V85H76L77 86V89L79 88H81L80 87V85L82 86V84H80ZM70 84V83H69ZM111 84V83H110ZM74 85H69L68 86V88H69V90H68V93L70 94V96L71 97H73V98H69V97H67V101L69 102V104H68V111H70L71 110V108L73 109L74 107V110H71V112L72 111H75V109L77 110H79L80 108V111H79V113H82V110H83V112H84V109H86V104H87V102L89 101V100H92L93 99V97H89L88 99H86V97L85 98H80L81 99V102L79 103L78 101L76 102V103H79V104H76V105H74L73 104V99L76 97H74L73 96V89H74ZM141 85V84H140ZM139 85V86H140ZM133 86V85H132ZM138 86V85H137ZM134 87H136V85L134 86ZM217 89H218V87H216ZM78 89V90H79ZM80 90H82V88L80 89ZM79 90V91H80ZM217 91V90H216ZM219 91V90H218ZM216 92V94H217V98L218 99H220L221 100V98L223 99L224 97H222V96H220V94L223 92V90L221 91V93L218 95V93L220 92ZM69 94H67V96H69ZM80 96V95H79ZM114 96V95H113ZM220 96V97H219ZM114 97H116V96H114ZM114 97H113V99H114ZM76 99H77V97H76ZM76 99H74L75 101H76ZM219 100V101H220ZM223 101V100H222ZM217 102H218V100H217ZM221 102V101H220ZM222 103V102H221ZM220 103H218L217 105H219ZM260 104L262 105V107H264V104L263 103H261L260 102ZM78 105V106H77ZM218 107V106H217ZM259 107H261V106H259ZM113 108H116V105L114 106H112V107H110V110H112V114L110 113V111H109V113L112 115V118L110 117V119H113L114 118V120H117V122H115L116 124H118V125H116L115 123H114V121H113V126L111 127L110 126V124H109V126L111 127V129L109 130L108 129V132L110 133H108V135H107V139H108V141H109V143H108V141H107V139L105 140V141H107V143L109 144V145H107V143H105L106 145H107V147L109 148V153H110V156H111V162H110V164H111V167H112V169H113V171H114V173H116L117 172V170L119 169V168H123L125 165H129L130 166V170L129 171H125L123 174H125V176L126 175H128V177H127V179H129L128 181H126L125 182V185L127 184H129V183H131V181H132V183H131V185L132 186H135V180H134V178L135 179H141L142 177H143V175H144V177H143V179L144 178H146L145 176H147V174L149 173V172H151L152 170H154V171H159L160 170V166H161V164H162V162H160V161H163V162H165L164 160L165 159H162V157H167V156H169V155H164V153L163 152H167L166 151V148L168 147H165L166 145H169V144H167V143H169L170 141H173L172 142V144L173 143H175L174 142V140H172V137L170 136V134L172 135V133L170 132V130H172L173 128H174V123H173V121L172 120H175L176 118V116L174 115V118L175 119H170V121H171V123L169 122V121H167V122H169V125H167V122H162L161 124H163V125H161L159 122H161V120L160 121H158V118H157V123H155V122H153L152 123V121H151V124H153V127L154 128H156L155 126H157L158 128H156V129H154L153 128V130L154 131H156L155 133H154V141L155 142H157L158 143V141H160L161 139H163L164 137H165V135H166V137L164 138V139H166L167 138V140H164V142H166V144L165 145H163L162 146V148L164 147V149L165 150H163V152H161L162 151V149H161V151H160V145L161 144H159L158 143V145H155L154 146V144H153V146H152V148L150 149V148H148V146H149V143L147 142V141H149V139H148V136H146L147 134V131L149 130V129H151L150 127H149V129H148V126L146 127V124H148V121H147V123H145V124H137L136 126H134V127H132L133 125L132 124H135V123H132V124H130V122L129 123H127L126 122V125L125 126H123V125H121V124H119V122H118V120H119V118L120 117H122L121 115H123L122 113H121V111H119L120 112V114L117 116V113H118V109L117 108H119V107H117L116 109H113ZM223 108V104H221V106L219 105V107H218V109H216V111H220L221 109ZM70 109V110H69ZM200 109V108H199ZM199 109H197V110H199ZM257 109V108H256ZM255 109V110H256ZM78 110L76 111L77 113H78ZM88 110V109H87ZM114 110H116L117 111V113H114L113 114V111ZM119 110H120V108H119ZM262 111H264V108L263 109H261ZM92 110H89V112H91ZM159 111V110H158ZM161 111H163V109L161 110ZM257 111V110H256ZM115 112V111H114ZM152 112H156V110L155 111H151V113ZM191 112H193V111H191ZM74 113V112H73ZM78 113V114H79ZM164 113V112H163ZM166 113H167V111H166ZM170 114H171V117H173V114H176L177 112H169ZM190 113V112H189ZM109 114V115H110ZM116 114V115H115ZM154 113H152V115H153ZM156 114V113H155ZM154 114V115H155ZM158 114V113H157ZM156 114V115H157ZM162 114V113H161ZM160 114V115H161ZM178 114V113H177ZM176 114V115H177ZM187 114V115H186ZM185 114V112H184V114L182 115L183 117H185V115L187 116V119H188V116L190 115H192V114H189L188 115V113H186ZM214 114H215V120H219V121H214L213 120V122L211 121V123H214V122H217V125L219 126V128H221L222 127V125L224 124V123H226L227 121H225V118H226V116L225 117H219L218 118V115L220 116V114H221V111H220V113L218 114V112H214ZM141 115H142V113L140 114V115H138V117L140 116L141 117ZM160 115H158V116H160ZM164 115H165V113H164ZM168 113L165 115L167 118H168ZM179 117H182L181 116V114L179 113ZM226 115V114H225ZM115 116L118 118V119H116L115 118ZM133 116H135V115H133ZM144 116H145V114H144ZM146 116H148V115H146ZM222 116V115H221ZM224 116V115H223ZM228 116V115H227ZM241 116H243V115H241ZM251 116V115H250ZM19 117V116H18ZM62 117V116H61ZM77 117H79V119L77 118ZM77 117H75V119L77 120L78 119V121L79 122H77L76 124L77 125H75V128L77 129L79 126H80V128H82V127H84L83 125H82V127H81V124H84V122H88L87 121V119L85 118L86 117V115H84V117H83V115L81 114V115H78ZM136 117H137V115H136ZM143 117V116H142ZM178 117V115H177V119L179 118ZM13 120L12 121H14V123L13 124H11L12 126H14V124H15V127H16V123L15 122H17L19 119L17 118H15L14 116H13ZM81 118H82V120H81ZM83 118H85L86 120H83ZM94 118V117H93ZM131 119H132V117H130ZM151 120H154V118H153V116H151ZM160 118H162L161 116H160ZM165 118V117H164ZM190 118V117H189ZM217 118V119H216ZM229 118L232 120V121H234L235 119H237L235 116L233 117V115H232V117H230L229 116ZM228 118V119H229ZM57 119V118H56ZM59 119H60V117H59ZM62 119V118H61ZM88 119H89V117H88ZM131 119H130V121H131ZM142 119V118H141ZM176 119V120H177ZM182 118H179L178 120H179V123L178 122H175V123H178L177 125H175V129H179L180 130V132L181 133H183L181 130H184V129H182V128H184L185 127V129H187V126L189 125V121L190 120H188L187 121V119H186V121H183L182 122V120H181ZM251 119H252V121H253V118H252V116H251ZM17 120V121H16ZM145 120H148V118H144V120H142L143 122L145 121ZM165 120H167V119H165ZM177 120V121H178ZM181 120V121H180ZM254 120H255V122H256V124L257 125H262L263 123H264V112H260V113H256L255 115H254ZM59 121H62V120H59ZM64 121V120H63ZM82 121V123L80 124V122ZM84 121V122H83ZM132 121H133V119H132ZM137 121V120H136ZM231 121V122H232ZM111 122V121H110ZM109 122V123H110ZM134 122V121H133ZM146 122V121H145ZM184 122H186V123H184ZM220 122V123H219ZM12 123V122H11ZM44 123V122H43ZM53 123L54 124H52V125H50L51 126V128L50 127H43V128H45V134H48L47 136H45L44 137V139H41L42 137H40L36 132H38V131H36V132H33L32 131V129H34V128H32L31 130L29 129L28 131L25 129V128H23V130H22V128L21 129H18V126L16 127L17 128V131L15 132L14 130H16V128L14 127V129L12 128V132H11V134H9L7 137V139L6 140H8L7 142L5 141V145L3 146V144H0V185H1V183H3L4 185L5 184H10L11 183V185H14L13 184V182L15 183V181H16V183H15V185H14V187H16V188H14V190L13 189H11V190H13V192L15 191V192H17L16 193V195L20 192V191H24L23 193L22 192H20V194H18V195H21V194H24L25 193V195H26V191H25V187L27 188V190H29L30 189V191H32V189L31 188H34V192H33V196H35V194L34 193H38V191L40 190L41 192L43 191V189H45V186H43L42 184V188L40 187L41 185H40V183H41V181L43 180L42 179V177L40 176L41 174H43L44 172H45V170H50L49 169V167L47 168L46 166L48 165V166H51L50 165V163L52 164V167L51 168H53L54 170H55V173H56V171L58 172V170H57V168H56V163H58V166H60L59 164H61V165H63L64 167H68L67 168V170L68 169H70V171H71V169H72V171H73V169L74 168H76V169H78V167H80V165L82 164V163H86V164H88L89 165V163L88 162H91L92 164H94V162H96L97 163V156L99 157V153L103 150H101L100 148H98V146H100L101 144L103 145L104 144V142H100V143H98L97 145L95 144V146L93 147V144H91L90 143V146H85V148H84V143L83 144H81L82 145V147H83V149L81 150V151H78V152H76V151H72L71 150V144L69 143V142H67V139L71 136L72 137V139H74L75 137L74 136H76L75 135V132H74V126L73 127H70L69 125V128H70V132L69 131H67V133H65V131L67 130L66 128H65V126L64 127H59V125L60 124H58V123H56L55 121H53ZM62 123V122H61ZM165 123H166V125H165ZM232 123H234L235 124V121L234 122H232ZM48 124V123H47ZM46 124V125H47ZM55 124H57V125H55ZM129 124V125H128ZM150 124V123H149ZM150 124V126L152 127V125ZM159 124L163 127H159ZM214 124H216V123H214ZM213 124V125H214ZM53 125H55V126H53ZM142 125V126H141ZM145 125V127L148 129V130H146L145 129V127H143ZM170 125H172L173 127L171 128V126ZM11 126V127H12ZM56 126H58L61 130H60V132L62 131L63 133H65V136L63 135V138L62 139H66V142H63V144H59V143H57L56 144V142H55V144H54V142H53V139H55L56 137H58V127H56ZM78 126V127H77ZM165 126H167L168 128H170V130H168V128H167V130L170 132H166V128H165ZM178 126V127H177ZM190 126V125H189ZM215 126V125H214ZM218 126H216V128H218ZM53 127V128H52ZM57 128V130H53V129H56ZM213 127V126H212ZM261 127V126H260ZM262 127H264V125L262 126ZM9 128V127H8ZM31 128V127H30ZM63 128V129H62ZM65 128V129H64ZM72 128H74L73 129V131H71V129ZM80 128H78V130L80 129ZM189 128V127H188ZM218 128V129H219ZM224 127H222V129H223ZM257 128V127H256ZM10 129V128H9ZM24 129L27 131V132H29V131H31L32 133H31V136L29 137V138H25L24 139V137H22V136H17V135H21V132L23 133V131H24ZM75 129V130H76ZM163 129H165V130H163ZM221 129V130H222ZM259 129H261V128H259ZM22 130V131H21ZM69 130V129H68ZM77 130V131H78ZM160 130H162V131H160ZM176 130V131H177ZM178 130V131H179ZM18 131H21L20 133L18 132ZM25 131V132H26ZM146 131V132H145ZM150 131L151 130H149V132L148 133H150ZM153 131V132H154ZM185 132L186 131H189V129H187V130H184ZM216 131V130H215ZM214 131V132H215ZM218 131V130H217ZM24 132V133H25ZM74 132V133H73ZM80 132V131H79ZM79 132H76L77 134L79 133ZM94 133H95V131H93ZM92 132V133H93ZM158 132H159V135H160V137H158L157 136V134H158ZM184 132V134L186 135V133ZM223 132H224V134H220L222 137H221V139H219V135H218V138H217V136L215 137V140L216 141H219V140H222V143H223V145L225 146V144L224 143H227V142H224V141H227L226 139H225V134H226V130H223ZM12 133H14V134H12ZM18 133V134H17ZM24 133L22 134V135H24ZM62 133V134H63ZM69 133H73V135H70V136H66V134L67 135H69ZM81 133V132H80ZM86 133L88 134V132L86 131ZM91 133V132H90ZM89 133V135L88 136H91V134ZM157 133V134H156ZM163 135V136H161V134ZM177 134H178V132H176ZM176 133H173V134H176ZM181 133H179L177 136L176 135H174V136H176V138H177V140L179 141H182L181 140V138L184 140V142L186 141V139H188L189 140V138H190V140H192L193 138V136L191 137L190 136V134L192 133V132H188L187 133V135H186V138L185 137H183V136H185L184 134H181ZM210 133V136H211V132H209ZM213 133V132H212ZM26 134V133H25ZM29 134V133H28ZM57 134V135H56ZM60 134L61 133H59V136H60ZM151 135H153L152 134V132L150 133ZM181 134V135H180ZM193 134V133H192ZM10 135H11V137H10ZM54 135L56 136L55 138H53L54 137ZM94 135V134H93ZM182 136V137H180V136ZM224 135V136H223ZM227 135V134H226ZM13 136H15V137H13ZM18 138H17V137ZM43 136V135H42ZM81 136V138H82V133H81V135H79L78 134V136H77V139H75V142L76 141H78V139L79 140H81L80 138H78V137H80ZM156 136V137H155ZM170 136V137H169ZM229 136V135H228ZM21 137V139L23 138L24 140H27V141H25L24 143H26V146H25V144L22 142V140L21 139H19ZM48 137V138H47ZM60 137H62V136H60ZM66 137V138H65ZM74 137V138H73ZM158 137V138H157ZM179 137V138H178ZM46 138V139H45ZM88 138V137H87ZM150 138V137H149ZM152 138V136H151V138L150 139H153ZM217 138V139H216ZM235 137H233V139H231V140H233L232 142H231V140L229 139V137H228V141H230V142H228L227 143V145L225 146V148H224V150H225V152H226V157L225 158H222L220 155H219V157L217 158V155L218 154H216L217 152H219L220 153V151H222V149H221V147H224L223 145L221 146V143H219V142H217V145L216 144H214V145H216V147H215V149L214 150H212L211 149V151L209 152L210 153V155H208V163H209V166H210V169H214V170H219V168L221 169V167H223V168H226L227 170H231V173L233 172V174L235 173V175L236 176H240V177H243V180H246L247 178H249V176H248V172H250V171H252V169H253V171H255V172H257V170H258V168L259 169H261V164H259V163H261L259 160V162H257L258 163V165L256 164V161L255 160H253V158H255V157H257V156H255V157H246L247 155H243V159H241L242 161L240 162V160L238 161V163L237 162H235V160L237 161V158L236 159H230V158H228L229 160H231V162L227 159V157H228V152L230 151V150H228L229 148L230 149H232L231 147L233 146V144H235L234 142L236 141V143H238V145H236L235 144V146H233V149L235 150V151H238V152H240L241 150H242V148H240L241 147V144H242V147L244 148V144L246 143V141L248 140L247 138H244V140H243V142H242V140L240 141V144H239V142L237 141V140H235L234 139ZM144 139L146 140V142L144 141ZM157 139H159V140H157ZM170 139V140H169ZM94 140V139H93ZM92 140V141H93ZM163 140H161L162 141V143H163ZM177 140H176V142H177ZM189 140V142H188V145H189V143L191 142ZM194 140V142H195V140L196 139H193ZM193 140H192V142L190 143V145H193L194 143H193ZM72 142H74V140H71ZM95 141V140H94ZM216 141H215V143H216ZM60 142V141H59ZM79 142V141H78ZM85 142V141H84ZM143 142L144 143H146V144H144V145H146L147 146V148L148 149H150L149 151L148 150H145V147L143 146ZM183 142V141H182ZM182 142H180V143H182ZM183 142V144H185ZM1 143H2V141H1ZM86 144H87V142H85ZM89 143V142H88ZM92 143H95V142H92ZM156 143V144H157ZM171 143V142H170ZM178 143V142H177ZM176 143V144H177ZM179 143V144H180ZM219 143V144H218ZM233 143V144H232ZM100 144V145H99ZM246 144H248L249 146H250V143L249 142H247ZM245 144V145H246ZM92 145V146H91ZM106 145L104 146V147H106ZM171 145V144H170ZM219 145V146H218ZM230 146L229 148H227V146ZM178 146H182V147H184V145H178ZM217 146L219 147L218 149H221L220 151L217 149ZM236 146H237V148H236ZM81 147V146H80ZM87 147V148H86ZM90 147V148H89ZM92 147V148H91ZM97 147V148H96ZM104 147H102L101 146V148H104ZM171 146H169L168 147V149L170 150L171 148H170ZM182 147H178V149L179 148H182ZM78 149H80L79 147H77ZM108 148H107V150H108ZM185 149H187L186 148V146L184 147ZM183 148V149H184ZM241 149V150H237V149ZM99 149L101 150L100 152H99ZM173 149V148H172ZM178 149H176L177 151H178ZM184 149V150H185ZM232 149V150H233ZM24 150H26V152L24 151ZM174 151V152H177V151ZM184 150H182L181 152H180V154L178 155L177 153V155H175L174 157H176V158H182L183 157V155H181V153H183V151ZM217 150V151H216ZM233 150V151H234ZM244 150V149H243ZM243 150L241 151V152H243ZM23 151L25 152V153H23ZM28 151V152H27ZM186 151V150H185ZM245 151V150H244ZM168 152H170V151H168ZM167 152V153H168ZM173 151H171V153H172ZM171 153H170V155H171ZM231 152H229V154H230ZM123 154H125V155H127V159L126 160H124L123 159V157H122V155ZM175 154V153H174ZM186 154V153H185ZM184 154V155H185ZM179 156H181V157H179ZM215 156H216V158L217 159H219V160H221L222 162L223 161H225V162H223V164H221V163H219V161H216L217 159L215 158ZM173 157V155H171L170 156V158H168V159H171ZM222 159H221V158ZM241 158H242V156H241ZM246 160H245V159ZM224 159V160H223ZM240 159V158H239ZM261 159V158H260ZM27 160H30V161H32V162H30L31 163V165H29L28 164V161ZM160 160V161H159ZM176 160V162H177V160L178 159H175ZM24 161H26L27 163H25ZM86 161H88V162H86ZM156 161H159L160 163H159V165H158V162H156ZM220 161V162H221ZM234 161V162H233ZM24 162V163H23ZM23 163L25 166H28L27 167V169H25V167L22 165V167L24 168V170H22V168H20V166H21V164ZM53 163H55V168H54V166H53ZM91 163H90V165H89V167L91 168V171H90V168H89V170H88V168H84L85 170H81L80 168H79V170H77V172H78V175H79V173L83 176H81V178H80V176H74V178L75 179H81L82 180V178H86V179H90L89 177H96V175H95V172H96V167H95V164H94V166L93 165H91ZM173 163V162H172ZM179 163V164H178ZM234 163V164H233ZM17 164V165H16ZM18 164H19V167H18ZM26 164H28V165H26ZM176 164V163H175ZM177 164L179 165V166H184V168L186 169V167H185V165L184 164H182L181 162H177ZM177 164H176V166H177ZM180 164H182V165H180ZM233 164V165H232ZM255 164H256V166H255ZM13 165H16V167L18 168H16V169H14L13 167H15V166H13ZM88 165H86V166H88ZM158 165V166H157ZM171 165V166H170ZM170 165H168L167 164V166H168V168L166 167V166H164L165 167V174H164V171L162 170L161 172H163V174L168 178V179H178L179 177H181L182 175L181 174H183L184 173V169H181L182 167H180V168H177L174 164L172 165V164H170ZM30 166V167H29ZM82 166H84L83 164H82ZM153 166V167H152ZM158 167V169L156 168V167ZM175 166V167H174ZM178 166V167H179ZM163 167V168H164ZM169 167H170V169H169ZM21 170H20V169ZM58 168H60V167H58ZM150 168H152V169H150ZM172 168V169H171ZM175 168H177L176 170H175ZM50 170L49 172H51L52 171V175L54 174V170ZM75 169V170H76ZM187 169H188V167H187ZM186 169V170H187ZM256 169V170H255ZM48 170H47V172H48ZM63 170V169H62ZM62 170H59V171H62ZM66 170V169H65ZM149 170V171H148ZM233 170V171H232ZM69 171V172H70ZM81 171V172H80ZM84 171V172H83ZM86 171H89V172H86ZM171 171V172H170ZM97 172H98V169H97ZM96 172V173H97ZM148 172V173H147ZM153 172V171H152ZM60 173V172H59ZM62 173V172H61ZM67 173V171L64 173L63 172V174H66ZM73 173V172H72ZM86 173H88V174H86ZM100 173V172H99ZM181 173V174H180ZM248 173V174H247ZM92 174H94V175H92ZM167 174V175H166ZM173 174V175H172ZM185 174V173H184ZM188 174V173H187ZM44 175V174H43ZM55 175V174H54ZM68 176L69 175H71V174H67ZM66 175V176H67ZM73 175V174H72ZM85 175H87V176H85ZM91 175V176H90ZM98 175V174H97ZM139 175H142V177H139ZM174 175H176V176H174ZM180 175V176H179ZM89 176V177H88ZM123 176V175H122ZM122 176H119V177H122ZM137 176V177H136ZM172 176V177H171ZM174 176V177H173ZM71 176H69V178H70ZM91 178V179H94V178ZM166 177H164V179L166 178ZM176 177V178H175ZM240 177H239V179H240ZM15 178V181H13V182H11L10 181V179H14ZM51 178V177H50ZM66 178V177H65ZM68 177H67V179H69ZM123 178H124V176H123ZM166 178V179H167ZM28 180L27 182H29L30 184L32 183L33 185L36 183V182H38L39 184H37V187H36V185H31L30 186V184L28 185L27 183L25 184L24 183V180ZM30 179V180H29ZM31 179H34L33 181L34 182H30V181H32ZM46 177H45V179H44V181H46ZM67 179H66V181H67ZM72 178H70L69 179V182L70 181H73V180H71ZM119 180V178L117 179V178H114V180ZM127 179H123V180H127ZM9 180V181H8ZM17 180H20V181H18L19 183H17ZM23 180V181H22ZM81 180H78V181H81ZM84 180V179H83ZM88 180H86V182H88ZM8 181V182H7ZM22 181V183H24V184H22V183H20ZM40 181V182H39ZM48 181H50L49 179L46 181L47 183H49ZM78 181H75L74 183L76 184V182L78 183ZM90 181V180H89ZM91 181H93V180H91ZM111 181V180H110ZM26 182V181H25ZM68 182V181H67ZM62 183H64V181H62L61 183H60V185H62L60 188L59 187H57V189H59L60 190V194H56L55 195V199H52L51 200V202L53 203H55L56 201L55 200H58V202L60 203L59 205L62 207V209H61V212H63L62 210H63V205L65 206V207H70L69 208V211L67 210L68 208H66V210H67V213H66V215L64 214V218H63V216L61 217V215L59 216V213L57 214V212H58V210H57V212L55 211L56 210V208H55V210H51V211H53V214L56 212V214H54V216L55 215H57V216H59V217H61V219H60V221H63L62 223H60V222H58V223H60V227H63V229L61 228V230L63 231H65V233H70L71 232V234L74 232L77 236H79L80 238L78 239V238H75L74 237V235L73 236H68V234L64 237V235L62 236L61 234V236H59V238L58 239H56V240H62L61 239V237H64L63 238V242L62 241H56L55 240V237H54V235H52V233L51 232H53V231H50V233L49 232H47L46 233V231L47 230H41L40 229V231H42V232H35V233H31V235H30V238H31V236H32V238H34L32 241H30V242H26V241H24V240H22L21 238H23L22 236H20V234L21 233H23L20 229H18V231H17V228H18V223H16L15 221H13V222H11L12 220H11V218H10V220L8 219V217H7V219L8 220H6V221H8V222H6V223H11L12 224V226L10 225V224H8V225H10L11 227L9 228V230H11L10 232H6V234H8V236L7 237H3L2 239H1V237H0V264H41L43 261H41L42 260V257H45L44 255H48L49 253H51V255H52V257H53V252L54 253H59V252H57L58 250H60V253H62V257L64 256V253L66 252V251H68V250H66V249H69V250H71L69 247H71V248H74V250H76L75 248H79V247H81V248H83L84 247V249H86L87 250V255H86V257H87V259L86 260H88V261H92V263L94 262V260L95 259H98L97 260V262H103V261H105V263L106 264H116V263H118L119 261H121V260H123L124 258H122V257H126L125 259H127V257H129V256H131V254L132 255H134L133 253H130L131 251L132 252H134V250H132L131 248L133 247V245H131V244H133L132 243V241H130L129 239L130 238H128L127 237V235H125V231L122 233V236H121V232L119 231V229L117 230V231H114V230H109L108 228V230L106 229V227H107V224H109V223H112V221H110L109 220V218L110 217H107V216H109L110 214H112V213H110V212H112V210L111 209H109V208H100V207H98V203L100 202V201H98V199H96V196L97 195H99L98 193L99 192H97V194H96V191L94 192V191H92V192H88V195H89V193H92L91 195H89L90 197H91V199H89V198H87L88 199V201H86V203L84 204V202H85V200H86V198H85V196L87 195V192L86 193H84V195L83 194H81L80 192H77V191H74L75 189H74V187H73V189L71 190V191H69L70 193H73V192H77L78 194H79V196H81V198H79V196H77L78 198H77V200L75 199V196L72 198V195L68 192V190H66L67 191V193L70 195V198H69V195L66 193V194H64L65 193V190H64V192H62L63 190V188L62 187H64L63 185L64 184H62ZM1 185L0 187H4V185ZM17 184L19 185L20 184V186L19 187H21V184L22 185H24V186H22L21 187V189H19V188H17L18 186H17ZM72 184V183H71ZM85 184V183H84ZM111 184V183H110ZM113 185H115V182L113 181V183H112ZM28 186L29 187H31V188H29L28 189ZM211 187V188H210ZM256 187V186H255ZM258 187V186H257ZM255 188V189H257V190H255L254 189V187H253V195H251V196H253V197H255V198H253L254 200H256V202L258 201V199L260 200V199H262L263 198V195H262V192H261V189H259V187L258 188ZM8 188V187H7ZM65 188V187H64ZM78 188V187H77ZM76 188V189H77ZM213 187L212 186H209L208 187V190L207 191H209V189H212ZM4 189H6V187L5 188H2V190H0V192L3 194V197L5 196V195H9V192L8 193H4ZM10 189V187L8 188V190ZM16 189V190H15ZM47 189V188H46ZM49 189V188H48ZM4 190V191H3ZM11 190H9V191H11ZM37 190V191H36ZM6 191H7V189H6ZM30 191H28V192H30ZM36 191V192H35ZM45 191V190H44ZM58 191V190H57ZM56 191V192H57ZM78 191H79V189H78ZM211 191V190H210ZM209 191V192H210ZM213 191L214 190H212V192L211 193H209V192H207V194H206V196H207V198H208V200L209 199H211V197L213 196H215L216 195V193H213ZM13 192L12 193H10V194H13ZM14 192V193H15ZM59 192V191H58ZM0 193V194H1ZM40 193V192H39ZM38 193V194H39ZM2 194L0 195L1 197H2ZM28 194V193H27ZM30 194V193H29ZM28 194V195H29ZM81 194V195H80ZM94 194H96V196H94ZM215 194V195H214ZM220 194V193H219ZM219 194L217 193V195L219 196ZM226 194V193H225ZM232 194V193H231ZM249 194H252V193H249ZM261 194V195H260ZM13 195H15V194H13ZM24 195V196H25ZM40 195H44V194H41L40 193ZM45 195H48V194H45ZM68 195V196H67ZM76 195V194H75ZM83 195V196H82ZM88 195L86 196V197H88ZM140 195H142L143 196V194H140ZM204 195V194H203ZM222 195H224L223 193H222ZM221 195V196H222ZM227 195H229V194H227ZM244 195V194H243ZM10 196V195H9ZM27 196V195H26ZM33 196H31V195H29L28 196V198L27 197H25L27 200H28V204H30V198L32 197V199L34 198ZM51 196V195H50ZM218 196H216V197H218ZM221 196H219L220 198H221ZM231 196V195H230ZM245 197H246V195H244ZM2 197V198H3ZM14 197V196H13ZM30 197V198H29ZM66 197H68V199H69V201H66L67 200V198ZM82 197L84 198V200L82 199ZM97 197H99V196H97ZM260 197V198H259ZM1 198V199H2ZM57 198H59V199H57ZM71 198H72V200L73 199H75L74 201H77V202H80V200H81V205H80V207H78L79 206V204L77 203V205L75 204L74 205V207L71 205V204H74V203H76V202H72V200H71ZM93 198H95V199H93ZM248 198V197H247ZM251 198V197H250ZM0 199V200H1ZM4 199H7L6 198V196L4 197ZM3 199V200H4ZM31 199V203H32V201H34V200H36V198H34L33 200ZM64 199H66V200H64ZM79 199V200H78ZM102 198H100V200H101ZM26 200V201H27ZM54 200V201H53ZM60 200L61 201H63V203L62 202H60ZM71 200V201H70ZM83 200V201H82ZM65 201V202H64ZM97 201H98V203H97ZM263 201V199L261 200V202ZM4 202V201H3ZM70 202V203H69ZM82 202H83V204H82ZM88 202V203H87ZM36 202H34V204H35ZM53 203V205H55L56 206V203L54 204ZM65 203H67V205H68V203H69V205L67 206ZM97 203V204H96ZM101 203V202H100ZM260 203V202H259ZM4 204H6V206H7V202L6 203H2L1 202V204H0V206L1 205H4ZM23 205V204H22ZM31 205V204H30ZM32 205H33V203H32ZM36 205V204H35ZM53 205L50 207L49 205H48V207H50L51 209H53L54 207H53ZM97 205V206H96ZM6 206H1L0 208H1V210H2V212H3V210H5V212H3L4 213V215H7V213H9V209H7V208H5L4 209V207H6ZM25 206V205H24ZM28 206V205H27ZM26 206V207H27ZM34 206V205H33ZM72 206V207H71ZM235 206V205H234ZM234 206H232V208H229V211H230V214H232V215H229L230 216V218L229 219H233V218H236V221L240 218V217H243V216H241V215H243V213H242V211L244 210V208H241L239 205H237L236 207H234ZM53 207V208H52ZM57 207V206H56ZM239 207H240V209H239ZM28 208H30L29 206H28ZM50 208L47 210V211H49V212H51L50 211ZM72 208H73V210H72ZM234 208V209H233ZM235 208H236V210H235ZM239 210H238V209ZM57 209H58V207H57ZM65 209V208H64ZM98 209H99V211H100V214H99V211H98ZM103 209V210H102ZM232 209V210H231ZM0 210V211H1ZM8 210V211H7ZM71 210V211H70ZM76 212H75V211ZM235 210V211H234ZM240 212V210H242L241 211V213H239L238 211ZM258 210V209H257ZM7 211V212H6ZM15 211V210H14ZM24 211H27L26 210V208H25V210ZM55 211V212H54ZM72 211H74V213H77V214H74V213H71ZM104 211L106 212H108L109 211V213L110 214H108V213H104ZM231 211H233V212H231ZM245 211V210H244ZM15 212H17V210L15 211ZM28 212H30V210L28 209ZM68 212H69V214H68ZM98 212V213H97ZM235 212H237V214L235 213ZM257 212V211H256ZM256 212L251 216L250 214V212H246V214L247 215H245L244 214V217L245 216H248L249 215V217H246V219H249V220H251L250 219V216L252 217V219L255 221L257 218H259V217H261L260 216V214H259V210H258V213H257V216H256ZM23 213V212H22ZM48 213V212H47ZM46 213V214H47ZM52 213V212H51ZM95 213H96V215H95ZM114 213V212H113ZM199 214L198 212H195V215H194V219L192 218L193 217V215L190 217L191 219H193V220H195V224H196V226H194L195 224H194V222H193V220H191L192 222H190V223H193V224H190V226L191 225H193L192 226V228H194L193 229V231L195 230V228H197V231L198 232H200L201 230H202V228H200V225H199V228L197 227V223H201V221H202V219H203V215H202V217H201V215L200 216H198V217H196V215L197 214ZM227 213V212H226ZM225 213V214H226ZM235 213V214H234ZM238 213H239V216H236V215H238ZM250 213V214H249ZM45 214V215H46ZM52 214V215H53ZM72 214V215H71ZM194 214V213H193ZM201 214V213H200ZM259 214V215H258ZM17 215H18V212H17ZM69 217H68V216ZM107 215V216H106ZM227 215V214H226ZM9 216H11L10 215V213H9ZM19 216V215H18ZM48 215H46V217H47ZM49 216H51V215H49ZM208 216V215H207ZM254 216H256V219H254ZM52 217V216H51ZM199 217H200V219H199ZM208 217H210V216H208ZM106 218V219H105ZM197 218V219H196ZM211 218V217H210ZM210 218H208V220H207V223L205 222V225H204V223H201L203 226H201V227H203V229H204V231L202 230L201 232H202V234L203 235H205L204 237L202 236V234H201V232L199 233V235H198V237H200V235L203 237V239H201V237L199 238V239H201V240H199L198 241V237H197V234H195V232H192V229H191V232L189 231H186L184 228H183V230L180 228V230L182 231V232H184V230L186 231L185 233H187L188 234V236L187 235H185V233L183 234L182 233V235H183V237L184 238H180V239H178L179 241V243L182 241L183 243H181V244H179V245H182V249H185L184 247H187L186 249L187 250H192L194 253H192V254H190V259H189V261L190 262H188L189 264H252L251 262L253 261V260H255L256 261V255H257V253L259 254L260 252L259 251H254V249L256 248V250H258L257 249V247L259 246V248L261 247V246H263L264 247V243H262V245H261V242H263L264 240V237H260L259 235H262V232H261V228H260V225H257L258 223L260 224V222H262V220H261V218L260 219H258V221H256L257 222V224L255 223V228L257 227L258 228V226H259V228H258V230L260 231V232H258L257 233V229H255V233H256V235H255V237L258 239V241L261 239V240H263V241H259V245L257 244L258 242H257V239L255 240V238H252V236H249V230L247 231V228H246V226L247 225H249L250 223H247V225L246 224H244L246 221H242V220H240L239 221V223H240V225L239 226H241V223L243 222V226H245V227H243L246 231H244V229H243V231L241 232L240 230H242V229H238L239 231H237V229L235 230L234 228V233L232 234V236H229V234H228V232L229 233H231L230 231H228V230H231L232 229V227L229 225V228L230 229H227L228 227L227 226H225V224H222L220 221H217V220H219V218H217V220H215V219H212V221H210L211 223H209V219ZM223 218H225V217H223ZM238 218V219H237ZM200 221H199V220ZM210 219V220H211ZM222 219V218H221ZM220 219V220H221ZM227 219V218H226ZM227 220V221H229V223H231L232 221L231 220ZM245 219V218H244ZM189 220V219H188ZM213 220H214V223L216 224V223H218L219 224V222L222 224H220L219 226L221 227L220 229H218L219 228V226L218 227H216V225L215 224H212V222H213ZM248 220V221H249ZM261 220V221H260ZM10 221V222H9ZM110 221V222H109ZM153 221V220H152ZM217 221V222H216ZM222 221V220H221ZM224 221V220H223ZM233 221H234V219H233ZM242 221V222H241ZM254 221H252V223L254 222ZM15 222V224H17L16 226H15V224H13ZM150 222V224H153L154 222H152L151 223V221H149ZM149 222L147 223L148 225H150L149 224ZM156 222V221H155ZM159 222V221H158ZM157 222V223H158ZM203 222V221H202ZM189 223V222H188ZM224 223V222H223ZM238 223V224H239ZM146 224V228L148 227V225ZM206 224H208L209 226H208V228H207V226H206ZM210 224H211V226L213 227H210ZM217 224V225H218ZM228 224V223H227ZM226 224V225H227ZM13 225H14V227H13ZM154 225V224H153ZM155 225H157V226H159V223L158 224H155ZM161 225V224H160ZM165 225V224H164ZM167 225V224H166ZM187 225V224H186ZM213 225H215V227L213 226ZM225 227H224V226ZM233 227H234V225L235 224H231ZM252 225H254V224H252ZM169 226V225H168ZM166 227V230H167V228L169 229H172L173 230V232H174V230L176 231V228H177V225H175L174 227H175V229H174V227ZM239 226H237V228H239ZM69 227H71L70 229H69ZM111 227V226H110ZM162 227H163V223H162ZM161 227V228H162ZM185 227V226H184ZM206 229H205V228ZM225 228V230H223L224 228ZM227 227V228H226ZM20 228V227H19ZM70 230V232H69V230ZM74 228V229H73ZM117 228V227H116ZM158 228V227H157ZM186 228H187V226H186ZM191 228V227H190ZM211 228V229H210ZM241 228H242V226H241ZM76 229V230H75ZM79 231H78V230ZM113 229V228H112ZM147 229H149V230H151L150 229V226H149V228H147ZM152 229H153V227H152ZM163 229V228H162ZM189 229V228H188ZM198 229H201V230H198ZM209 231H208V230ZM213 229V230H212ZM221 230L219 233H217V231L218 230ZM233 229H232V231H233ZM83 230V231H82ZM121 230V229H120ZM148 230V231H149ZM155 230V229H154ZM153 230V231H154ZM163 230H165V228L163 229ZM81 231V232H80ZM167 231H169V230H167ZM177 231H179L178 229H177ZM196 231V232H197ZM208 231V232H207ZM212 231H215L218 235H217V238L219 237L220 238V236H221V234H222V237H224L225 238V236L224 235H228V239H229V241H228V239H227V241H228V243H227V241H224V239L223 240H219V239H215V241H214V239L212 240L211 238H212V236H214L213 238H215L216 236V234L215 235H213V232ZM90 232L91 233H95V234H90ZM115 232V233H114ZM119 234H118V233ZM172 232V231H171ZM197 232V233H198ZM206 232V233H205ZM214 232V233H215ZM244 232V233H243ZM245 232H248V233H245ZM54 233V232H53ZM73 233V234H74ZM84 233H85V236H84ZM89 233V235H88V237H89V244H87L88 242L86 241V234H88ZM117 233V234H116ZM190 233V234H189ZM210 233V234H209ZM227 233V234H226ZM260 233V234H259ZM6 234H5V236H6ZM36 235V236H34L33 237V235ZM49 234H50V236H49ZM116 234V235H115ZM193 234V235H192ZM209 236H208V235ZM245 234H247V235H245ZM23 235V234H22ZM81 235V236H80ZM120 235V236H119ZM182 235H179V237L180 236H182ZM195 235V237H196V239H195V237L193 238L192 236H194ZM212 235V236H211ZM220 235V236H219ZM258 235V236H257ZM68 236V237H67ZM76 236V237H77ZM93 236H96V237H93ZM147 236V235H146ZM153 236V235H152ZM187 236V237H186ZM189 236H191V237H189ZM245 236V237H244ZM247 236V237H246ZM249 236V237H248ZM263 236V235H262ZM53 237V238H52ZM69 237H72L74 240H72V239H70ZM81 237H83L82 239H81ZM98 237H100V238H98ZM118 237H120V238H118ZM124 238V240H123V238ZM178 237V238H179ZM230 237V238H229ZM254 237V236H253ZM90 238H94V239H99V241L98 242H94V241H92L91 242V240H90ZM125 238H126V240H127V242H126V240H125ZM149 238V237H148ZM188 238V239H187ZM190 238H191V240H193V241H191L190 240ZM204 238H205V240H204ZM209 240H212V242L211 241H208V239ZM51 239H54L53 241H51ZM84 239V240H83ZM182 239V240H181ZM183 239L185 240V241H183ZM207 239V240H206ZM220 239H222V238H220ZM225 239V240H226ZM244 239V240H243ZM247 241H246V240ZM251 239V240H250ZM69 240V241H68ZM77 240V241H76ZM186 240H188V241H186ZM216 240H218V241H216ZM252 240H253V244H252ZM73 241V242H72ZM201 241H203V242H201ZM222 241V242H221ZM223 241H224V243L225 244H223ZM251 241V242H250ZM87 242V243H86ZM207 242V243H206ZM210 242V243H209ZM215 242H217V243H220V246H222L223 245V249H221V247H219V244H216ZM256 242V243H255ZM93 243V244H92ZM96 243V244H95ZM191 243H193L192 245H191ZM203 243H205V245H203ZM213 245H212V244ZM249 243V244H248ZM250 243L253 245H251V246H249L250 245ZM129 244H130V246H129ZM196 244V245H195ZM203 245L204 247H205V251H204V248H202L203 246H200V245ZM208 244H211V245H208ZM256 244L258 245L257 247H255L256 246ZM77 245H79V247H77ZM178 245V246H179ZM216 245V246H215ZM255 245V246H254ZM261 245V246H260ZM150 246H152V245H149L148 247H150ZM177 246V245H176ZM191 246V247H190ZM196 246V247H195ZM200 246V247H199ZM207 246H208V248H207ZM209 246L212 248L213 247V250L212 249H210L209 248ZM86 247V248H85ZM130 247V248H129ZM135 247V246H134ZM133 247V248H134ZM194 247V248H193ZM216 247H218L217 249H215ZM248 248V249H245V248ZM26 248H32V249H34V250H32L31 252H30V254H26L25 255V250L27 251V249ZM180 249H181V247H179ZM190 248V249H189ZM193 248V249H192ZM197 249V251H195L196 249ZM199 248H202L201 250V252H200V249ZM220 248V249H219ZM251 248V249H250ZM57 249V250H56ZM129 249L131 250V251H129ZM153 249V248H152ZM152 249H151V247L149 248V251L151 250V252H150V255L153 257V255L152 254H154V252H156L157 251V249L156 248H154V249H156V250H154L153 249V251L154 252H152ZM181 249V250H182ZM250 249V250H249ZM261 249H262V247H261ZM31 250V249H30ZM66 250V251H65ZM86 250H85V252H86ZM158 250H160V249H158ZM220 250H222V251H220ZM249 250V251H248ZM53 251V252H52ZM56 251V252H55ZM64 253H63V252ZM73 251V250H72ZM79 251H82L83 252V249L82 250H80V248H79ZM163 251V250H162ZM161 251V253H160V251L158 252L159 253V255L158 254H156L157 255V257H160V255L162 254V256H161V259L166 255V253L167 252H169L168 250H167V252L166 253H164L163 254V252H165V250L162 252ZM170 251H171V249H170ZM188 251V252H189ZM220 251V252H219ZM25 252V253H24ZM28 252V251H27ZM198 252V253H197ZM217 252H218V254H217ZM248 252L250 253V254H248ZM253 252V253H252ZM45 253V254H44ZM48 253V254H47ZM137 253V252H136ZM140 253V252H139ZM189 253H191V252H189ZM255 253V254H254ZM41 254V255H40ZM55 254V255H56ZM167 254H169V253H167ZM135 255H138V254H135ZM248 255H251V257L250 256H248ZM244 256V257H243ZM47 257V256H46ZM133 257V256H132ZM243 257V258H242ZM248 257V259H246V258ZM48 258H50V256H48L47 257V259H46V261L45 262H47L46 264H48ZM130 258V257H129ZM134 258H135V256H134ZM153 258H155V255H154V257ZM254 258H256V259H254ZM41 259V260H40ZM123 260L124 261V263H125V261L126 260ZM243 259V260H242ZM244 259H246V260H244ZM253 259V260H252ZM129 260V259H128ZM127 260V263L130 261H128ZM247 260H248V262H247ZM132 261V260H131ZM159 261H160V258H159ZM162 261H163V259H162ZM161 261V262H162ZM244 261V262H243ZM255 261H253V263L255 262ZM41 262V263H40ZM87 262V261H86ZM97 262H95V263H97ZM90 263V262H89ZM120 263H122V262H119V264ZM123 263V264H124ZM127 263H125V264H127ZM129 263H131V262H129ZM128 263V264H129ZM43 264H44V262H43Z\"/></svg>",
    "mask_w": 264,
    "mask_h": 264
}]
</instances>
